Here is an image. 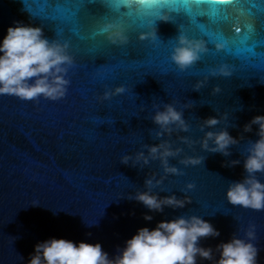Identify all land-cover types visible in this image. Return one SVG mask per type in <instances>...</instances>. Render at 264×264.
Returning <instances> with one entry per match:
<instances>
[{"label":"water","instance_id":"1","mask_svg":"<svg viewBox=\"0 0 264 264\" xmlns=\"http://www.w3.org/2000/svg\"><path fill=\"white\" fill-rule=\"evenodd\" d=\"M114 3L119 10L120 0ZM78 7V0H0V37L13 21H21L41 27L49 40L67 42L74 58L66 98L22 101L0 95V264H27L33 246L49 238L98 242L111 256L138 228L151 229L161 220L193 214L220 232L217 238L201 241L202 246L213 249L235 232L243 236L249 225H254L260 249L258 264H264V211L233 206L224 199L227 184L239 180L243 169L239 165L222 167L227 161L242 159L247 141L257 139L255 126L251 133H244L242 127L253 116L264 115V62L260 59L264 49L257 48L256 56L245 52L242 41L248 33L241 31L237 36L235 32L237 26L244 29L251 23L257 35L247 46L259 39L264 31V0H239L227 9V22L211 24L203 18L200 23L208 25L210 31H222L236 44L231 45L229 54L215 47L218 39L208 43L201 38L208 49L202 55L206 60L191 73L172 76L160 75L158 68L149 66L160 63L173 67L168 56L178 29L200 34L196 22L182 11H164L169 21L155 20L160 47L155 41L138 39L142 32L138 29L130 43L115 47L104 36L96 41L87 39L93 29L105 24L98 18L108 9L85 0L83 12L89 16L81 13L77 18ZM125 8L140 11L135 0H128ZM120 18L113 15L110 19ZM123 19L130 22L127 16ZM77 28L79 36L74 31ZM186 35L192 38L190 33ZM221 64L229 67L231 76L208 75ZM206 77L205 87L193 91L192 85ZM119 85L126 87L124 94L101 99L105 89ZM214 87L220 92L213 94ZM170 102L184 111L189 124L187 133L164 137L183 149L170 163L184 174L165 178L161 185L165 191H154L161 196L174 193L182 197L186 183H194L195 188L187 192L192 202L183 209L148 213L127 196L143 190L148 174L161 178L159 162L150 161L140 168L123 165L119 158L141 150L142 144L157 142L149 131L155 128L150 120L153 104ZM216 115L228 117L218 127L228 124L230 135L244 137L230 148L228 157L199 148L201 120ZM180 136L194 143L184 145ZM184 156L205 159L199 166L185 168L178 164ZM259 178L264 182V176ZM146 213L153 216L151 222L143 220Z\"/></svg>","mask_w":264,"mask_h":264},{"label":"clouds","instance_id":"2","mask_svg":"<svg viewBox=\"0 0 264 264\" xmlns=\"http://www.w3.org/2000/svg\"><path fill=\"white\" fill-rule=\"evenodd\" d=\"M156 20L167 22V15L161 14ZM105 39L112 45L123 46L128 43L125 29L117 23H105L100 27ZM156 28L148 25L145 31L138 35L140 40L155 41ZM223 42H217L215 47L224 48ZM208 49L200 39L189 38L178 29V35L171 46L168 59L183 72L200 60ZM74 66V58L69 52L67 42L45 37L41 27L13 21L0 37V95L14 96L22 101L45 99L59 101L64 99L70 86L68 74ZM211 77H229L231 71L227 65L221 64L210 69ZM207 77L197 80L192 85L193 91L205 87ZM127 91L124 85L105 89L101 99L122 95ZM213 94L219 93V87L213 88ZM150 120L155 128L150 131L156 143L142 144L141 150L122 155L119 160L123 165L144 168L150 161H158L162 176L147 175L143 190H135L127 199L141 204L148 213H163L165 208L183 209L192 201L187 192L195 188L194 183H186L177 197L174 193L161 196L164 179L169 176H181L183 171L170 163L181 156L183 149L175 147L164 139L173 133H187L189 124L184 118V111L178 110L173 103L153 104ZM222 119L227 116H209L201 120L199 130V148L202 152L220 154L228 157L230 148L244 137H233L223 127ZM257 139L248 140L241 153L242 159L230 160L222 167L241 166L242 176L239 180L229 182L224 191V199L233 206L252 211H264V182L259 177L264 176V115H255L242 127L244 133L253 132ZM184 145L194 143L187 136H180ZM203 156H184L178 164L187 168L202 164ZM33 204L31 206H38ZM143 220L151 222L153 216L144 214ZM90 235V234H89ZM220 232L206 219L198 215H178L168 220H161L153 228L140 227L123 246H118L110 256L98 242H74L63 238H49L37 242L29 255L27 264H199L208 261L209 264H258L257 236L254 225H249L243 236L233 233L227 241L217 244L215 249L204 247L201 241L207 238H217ZM23 262V257H20Z\"/></svg>","mask_w":264,"mask_h":264},{"label":"snow or ice","instance_id":"3","mask_svg":"<svg viewBox=\"0 0 264 264\" xmlns=\"http://www.w3.org/2000/svg\"><path fill=\"white\" fill-rule=\"evenodd\" d=\"M128 0H120V7L117 10V6L114 3V0H87L88 4H99L106 9L108 12L106 15L99 17L98 19L101 22H111L117 23L121 25L128 36V43H130L134 38L135 31L138 29L140 31H145L148 25H153L156 18L161 15L164 11H169L173 13L183 12L185 16L196 22V27L199 30V35L196 32L185 30L184 33H190L193 39H201L204 38L208 43H212L215 40H219L224 43V51L225 53H231L232 47L231 45L236 44V40H229L222 31H210L208 25L204 23H200L203 18H207L211 24H217L220 21L227 22L229 20V15L227 9L237 4L239 0H135V2L140 6V11L138 13L127 11L125 5ZM79 7L76 12V17L79 18L81 13L84 14L83 9L85 8V0H78ZM86 15V14H84ZM120 16V19L111 20L110 18L113 16ZM251 15V13H249ZM89 16V15H86ZM123 16H127L129 18V23H125ZM264 28V25H262ZM75 34L79 36L78 28L74 30ZM241 31H246L248 34L243 37V43L246 45L244 48L245 52H248L252 56H256V49L261 48L264 49V31L259 33V39L248 45V41L257 35V30L254 24L249 23L245 26L244 29H241L239 26L236 27L235 32L237 36ZM58 35H63L62 33H58ZM98 37H103V34L100 31V28L93 29L91 34L87 37L92 41H96ZM84 39L85 37H80ZM155 42L161 46L160 42L156 39ZM112 45V44H111ZM115 46V45H112ZM119 47V46H115ZM260 59L264 62V52L260 54ZM206 59L204 56H201L200 60L194 63L190 68L181 72L173 65L172 68L166 67L164 65L153 64L149 67H155L159 69L158 74L160 75H182L185 73H191L196 68L197 64L204 62ZM261 68L264 69V63L261 64ZM149 74H151L149 72ZM71 83V81H70ZM67 95V94H66ZM66 98V96L64 97Z\"/></svg>","mask_w":264,"mask_h":264}]
</instances>
